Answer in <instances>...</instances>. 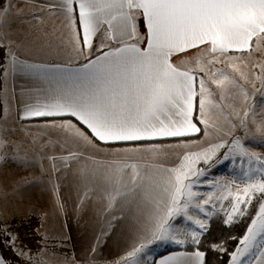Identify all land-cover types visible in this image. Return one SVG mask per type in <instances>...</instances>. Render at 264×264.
Here are the masks:
<instances>
[{"label": "snow or ice", "instance_id": "1", "mask_svg": "<svg viewBox=\"0 0 264 264\" xmlns=\"http://www.w3.org/2000/svg\"><path fill=\"white\" fill-rule=\"evenodd\" d=\"M41 8L52 15L60 9L74 53L69 61L75 63L22 59L12 50L10 33L0 31V49L9 40L0 59V81L6 85L17 76L29 80L31 86L22 88V94L27 91L30 99L17 120L40 119L61 133L62 140L41 145V150L61 148L60 154L47 156L53 173L81 158L94 159L80 147L110 155L103 171L80 169L81 179L94 176L102 182L106 212L118 206L148 210L130 250L114 264H209V251L226 254L227 264H264V157L249 152L243 142L251 108L241 115L227 102L230 90L239 91L242 105L250 99L239 81L264 90V0H47ZM23 11L0 0V29L12 15L30 29L44 24L36 9H30L27 20ZM217 65H227L235 75ZM212 85L220 90L219 100ZM10 111L6 102L0 107V164L11 160L31 166L27 152L20 155L21 145L6 135L15 131L6 127ZM221 117L231 129L245 131L240 136L225 132ZM253 123L258 133L254 140L264 144V124ZM213 133L231 139L205 143ZM69 141L76 147H67ZM195 144L201 147L191 150ZM165 148L183 149L173 166L160 163L168 155ZM237 156L247 158L249 165L255 160L257 166L244 171L240 180L222 183L209 177L212 167L229 161L235 165ZM53 190L58 194L59 185L53 184ZM223 201L229 202L221 220L226 229L250 222L240 236L230 233L209 242L215 210ZM185 221L195 229L183 226ZM0 236L24 264H47L34 260L8 226H0ZM229 240L236 241L231 252ZM159 245L176 250L156 258L152 248ZM91 251L95 254V245ZM0 264H9L2 254Z\"/></svg>", "mask_w": 264, "mask_h": 264}, {"label": "crops", "instance_id": "2", "mask_svg": "<svg viewBox=\"0 0 264 264\" xmlns=\"http://www.w3.org/2000/svg\"><path fill=\"white\" fill-rule=\"evenodd\" d=\"M11 4L16 7L23 8V19L27 20L31 18L30 9H36L38 15L43 17L44 24L39 29H30L27 23L21 22V17L12 15L7 17L6 25L8 27L16 26L17 30H23V37L14 38L11 41L12 50L22 59H27L32 62L39 63H75L69 61V57L73 56L74 53L68 44L67 35L68 29L66 27V20L63 15L60 14V9L56 8L52 11L55 15L50 14L49 9L41 8L42 4L47 3V0H38L37 3H22L21 0H10ZM3 31V30H2ZM4 33H9L3 31ZM9 44V40H6ZM19 45V47H17ZM64 57L66 60H58L55 57ZM53 59V60H51ZM174 59H177L174 57ZM179 59H183L180 57ZM179 59L177 62H179ZM31 86V82L22 76H17L15 79L9 77L7 84L5 85L1 81V98L2 106L6 102L10 108V123L7 125L10 129L18 131L22 129V125L26 126L24 130H21L23 134H31L32 139L30 140L31 149L40 152L41 159H44L47 163L50 162L47 156L50 154H60L61 148L56 145L54 151L50 150V147L41 150L43 142L51 139L62 140L61 133L55 129L45 127L42 120L37 119L31 122L18 121V111L23 108L24 103L30 99L29 94L25 91L22 94V88L27 90ZM250 99H255L256 89L253 92L248 93ZM241 98L237 99L233 104L237 109H241V115L243 114L244 108L250 107V99L246 104H241ZM261 115L256 116V109L251 110L247 120V131L249 132L248 137L244 140L248 146H254V136L256 134L250 132V126L256 130V126L253 121L260 117L261 121L264 122V108L261 109ZM236 124H239L237 118ZM8 132V137L10 133ZM234 135L240 136L245 131L240 127L233 129ZM57 137V138H55ZM10 139L12 137H9ZM35 139V142L33 141ZM221 138H223L221 136ZM54 140V141H56ZM215 143L216 140L207 139L205 143ZM76 147L70 141L67 147ZM191 150H197L201 147L199 144L191 145ZM49 152V154L45 151ZM80 151L86 155L94 157L93 160L85 161L81 158L79 163L73 162L71 168H63L62 171L54 173L56 178V184L59 185V192L55 201V205L59 207V204H63V211L61 218L57 223L61 227V231L64 236L60 241L62 244L65 243L64 247L67 248L66 256L69 260L63 258L62 264H114L118 258L122 257L127 251L130 250L133 240L135 239L136 229L140 226L143 219L146 217L147 209L137 210L132 207L129 210L125 207L123 210L118 206L112 211H105L106 200L104 199V193L101 188L102 182L94 176H89L87 181H84L80 177V169L87 168L89 171H103L102 164L107 163L113 157L105 155L104 153H98L90 148H79ZM168 152V158L161 157L160 163L165 166H173L177 158L174 156L175 152L183 151V149L165 148ZM224 150H221V153ZM168 159V160H167ZM239 159L238 156L236 160ZM247 161V159H243ZM242 160V161H243ZM60 163L59 161L57 162ZM247 163V162H246ZM53 172V171H52ZM130 174V170L124 173V179L127 180ZM35 176V174H33ZM41 177H46V170H42L38 173ZM83 204L81 205V201ZM216 216V215H215ZM51 223L50 228H45L44 232L52 229L53 224ZM107 230V235L102 233ZM49 236V238H51ZM99 239V244L96 242ZM96 246L95 254L92 253L93 246ZM60 247V244L58 245ZM173 250L176 248L168 249H156V246L152 248V255L156 258L170 255L173 251L159 256L161 253ZM33 253V252H31ZM34 254V253H33ZM94 255V258H93ZM35 257V254H34Z\"/></svg>", "mask_w": 264, "mask_h": 264}, {"label": "rangeland", "instance_id": "3", "mask_svg": "<svg viewBox=\"0 0 264 264\" xmlns=\"http://www.w3.org/2000/svg\"><path fill=\"white\" fill-rule=\"evenodd\" d=\"M16 28V26L8 27L5 24L0 31L9 32V39L13 40L17 37L21 39L23 37V30L18 31ZM4 44H7L6 40ZM55 59H57V61L66 60L64 57H59L58 59L57 56ZM217 67L223 68L228 75H235L227 65H217ZM236 78L239 80L238 77ZM239 82L251 95L253 92L251 85L245 84L243 81ZM257 88H259V82H257ZM212 89L216 93L215 99L219 100L220 90L216 89L215 85H212ZM230 91L231 98L227 102L234 104L241 96L238 90ZM249 103L251 110H254V108L256 109V116L262 118L260 111L264 108V90H256L255 99H250ZM260 117H257L256 122L258 124H264ZM232 120L236 123L237 117L233 116ZM219 122L223 125L225 132L231 130L234 134L233 129H231L229 124L224 122L223 117L220 118ZM9 123L10 119L8 118L6 127ZM255 126L257 127L256 124ZM250 132L258 136V133H256V130L252 126H250ZM6 135L8 136V133H6ZM221 136L223 138H221ZM9 137H12V141L21 145L20 155H24L25 151L27 152L31 166H21L13 163L11 160L0 164V226L6 225L10 231L17 233L19 236V244L22 247L30 250L34 254L39 252L40 255H35L34 260L44 259L47 261V264H62L63 258L69 260V257L66 256L67 248L64 247L65 243L62 244V241H60L64 233L61 231V227L57 221L62 220L61 216L64 211L55 205L57 194L53 190V184H56V178L52 172L51 162L47 163L44 159H41L39 151H33V149H31V134H23L19 129L14 133H10ZM212 138L216 141L220 139H231L230 136L224 135L223 133H213L207 139L210 140ZM54 140L56 139L53 138V141ZM243 142L246 144V141ZM254 142V146H249V152H255L257 155L264 157V144L259 143L258 140H254ZM70 146L72 147V145ZM55 148L56 146L50 147V150L54 151ZM45 151L49 154L46 149ZM181 152L182 151L175 152V155L171 157L177 158ZM164 158H168V155ZM238 158L235 165L231 162L230 166L221 168V172L216 178L221 179L222 183L232 179L240 180L243 177L244 171L257 166L255 160H253L252 165H249L247 161L243 160L244 158L239 156ZM223 164L217 166H222ZM42 170H46V177L38 175ZM33 174H35V176ZM252 175L255 176L257 174L252 173ZM228 203V201L218 202L217 209L215 210L218 215L223 217L224 211L227 210ZM197 213L200 218H203L202 214L198 211ZM53 221L56 222L53 224L52 229L44 232L45 228H50ZM183 226L195 229V225L190 222L185 221ZM51 235L52 237L49 238ZM59 244L60 247H58ZM168 248H175V246H156V249L160 250Z\"/></svg>", "mask_w": 264, "mask_h": 264}, {"label": "trees", "instance_id": "4", "mask_svg": "<svg viewBox=\"0 0 264 264\" xmlns=\"http://www.w3.org/2000/svg\"><path fill=\"white\" fill-rule=\"evenodd\" d=\"M4 53H5V49H0V59L4 58ZM0 107H2V103H1V81H0ZM222 216L221 215H216L213 217L212 220V230L209 234L208 237V241H215V240H219L221 237H228V235L231 233L232 235H237L240 236L244 233L245 231V227L246 224L250 221H246L243 224H239L234 226L231 229H226L222 223ZM5 237L4 236H0V254H2L4 257H6L9 261V264H24V261L22 262L12 251V249L10 248H6L3 245V241H4ZM236 245V241L234 240H229L228 241V250L229 252H231L233 250V248ZM169 251H173V250H169ZM168 250L164 253H161L159 256H162L166 253L169 252ZM207 259L209 261V264H227V261L229 259V257L224 254V253H216V252H211L209 251Z\"/></svg>", "mask_w": 264, "mask_h": 264}, {"label": "built area", "instance_id": "5", "mask_svg": "<svg viewBox=\"0 0 264 264\" xmlns=\"http://www.w3.org/2000/svg\"><path fill=\"white\" fill-rule=\"evenodd\" d=\"M231 165V162H225L222 166H215V167H212L211 170H210V173H209V177H217L218 174L221 172V168L223 167H227V166H230ZM194 215L198 216V213H197V210H190Z\"/></svg>", "mask_w": 264, "mask_h": 264}]
</instances>
